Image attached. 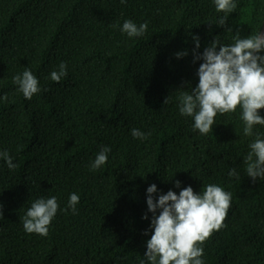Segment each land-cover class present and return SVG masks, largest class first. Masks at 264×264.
Wrapping results in <instances>:
<instances>
[{
    "label": "trees",
    "instance_id": "16d2710c",
    "mask_svg": "<svg viewBox=\"0 0 264 264\" xmlns=\"http://www.w3.org/2000/svg\"><path fill=\"white\" fill-rule=\"evenodd\" d=\"M234 3L218 27L225 13L214 0H0V152L17 165L10 170L0 158V264H150L153 183L155 197L209 184L231 193L223 226L200 245L203 264H264V178L246 172L264 125L246 136L237 106L201 134L178 107L203 63L193 62L192 35L202 54L214 38L231 45L236 31L241 38L261 31L264 0ZM125 20L147 23V31L129 37L120 30ZM61 63L67 75L55 82L50 73ZM25 69L40 88L31 100L13 82ZM105 146L106 164L92 170ZM233 168L238 177L229 176ZM72 193L80 198L75 214ZM53 196L59 207L48 235L27 233L22 218L31 204Z\"/></svg>",
    "mask_w": 264,
    "mask_h": 264
},
{
    "label": "clouds",
    "instance_id": "9594fccd",
    "mask_svg": "<svg viewBox=\"0 0 264 264\" xmlns=\"http://www.w3.org/2000/svg\"><path fill=\"white\" fill-rule=\"evenodd\" d=\"M124 2L125 0H121V3ZM214 3L217 12L225 13L215 25L224 27L227 14L234 12L237 5L234 0H214ZM147 28V23L138 26L131 20H125L120 30L129 37H139L145 34ZM226 30L233 31L231 28ZM233 39V44L224 45L214 38L203 53L199 54L196 50L200 48V38L192 35L195 43L193 62L203 60V63L197 70L198 84L192 88L191 93L184 91L180 94L178 107L181 115L193 118V130H198L201 134L212 130L217 113L235 112L237 106L242 108L246 136L253 135L255 125H264V117L258 112L264 109V32L259 31L255 35L241 38L236 31ZM186 55L187 50L176 53L177 58ZM66 75L67 65L61 63L59 71H52L50 78L60 82ZM13 82L28 100L40 91L38 79L29 69L14 76ZM3 99L6 100L7 96ZM168 100L169 96L164 104ZM147 135L138 129H132L134 138L146 139ZM249 147L251 151L246 157V172L255 181L257 178H264V139L257 137ZM110 151L109 147H103L92 162L91 169L96 170L105 165ZM0 158L5 160L10 170L17 166L7 151L0 152ZM229 176L238 177L234 168L229 171ZM180 185L181 182L177 180L175 187L180 188ZM157 191L154 183L146 190L147 209L153 214L150 227L154 229L144 253L147 261L150 264H203L201 257L204 250L200 245H203L214 230L223 226L230 207L231 193L214 184L204 186L199 193L194 192L191 186L183 188L179 195L169 190L166 194L155 197ZM79 199L78 194H70L68 208L74 214ZM58 207L55 196L35 200L22 218L24 230L47 236ZM158 210L159 215L156 214ZM0 216H3L2 204ZM143 218L148 219L147 214Z\"/></svg>",
    "mask_w": 264,
    "mask_h": 264
},
{
    "label": "water",
    "instance_id": "95a60500",
    "mask_svg": "<svg viewBox=\"0 0 264 264\" xmlns=\"http://www.w3.org/2000/svg\"><path fill=\"white\" fill-rule=\"evenodd\" d=\"M261 32H264V21H263V23H262Z\"/></svg>",
    "mask_w": 264,
    "mask_h": 264
}]
</instances>
